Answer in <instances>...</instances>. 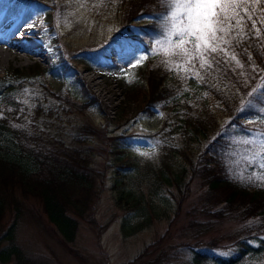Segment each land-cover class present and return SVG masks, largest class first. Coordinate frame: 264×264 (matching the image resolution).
I'll return each instance as SVG.
<instances>
[{"label": "rangeland", "instance_id": "1", "mask_svg": "<svg viewBox=\"0 0 264 264\" xmlns=\"http://www.w3.org/2000/svg\"><path fill=\"white\" fill-rule=\"evenodd\" d=\"M25 2H34L42 10L46 24L56 29L50 34L68 31L56 46L58 58L53 70L33 63L20 68L12 61L0 70V77L18 82L17 96L23 102L20 115L8 116L7 121L13 126L39 130L45 146L89 148L88 158L101 174L102 189L92 213L95 222L79 220L74 238L68 242L55 234L41 211L38 198L28 196L26 201L33 213L20 221L15 234V241L24 253L43 264H190L191 247L227 253L242 223L236 216L240 201L225 203L227 190L208 189L199 176L191 175L193 162L189 159L195 161L200 146L233 112L236 111L234 116L241 124L249 125L251 118L236 105L252 90L260 75L250 55L246 53L250 61L245 63L233 47L234 40L229 45H221L228 55L217 56L221 61L219 65L200 69L196 62L195 70L204 78L200 81L184 71L188 65L178 58L171 59L180 67L170 69L168 56L153 54L156 41L162 38L161 25L167 12L158 21L157 29L144 31L141 24L147 16L128 18L127 0ZM59 2H63L64 7L58 6ZM88 3L95 6L94 12L88 11ZM256 6L250 0L249 11L255 10L253 20L259 18L257 23L264 26L260 22L264 11L259 13ZM241 14L245 15L244 33L246 28L256 30L249 28L252 21L247 20L242 9ZM231 23L235 25V20ZM239 31L234 28L230 35L236 36ZM105 38L112 47L124 52V62L104 69L101 83L108 82L115 93L112 101L99 103L90 100V95L75 79H70L69 75L62 78L60 70L69 47H74L79 65L99 68V45ZM232 55L240 65L231 59ZM141 56L147 59L133 67ZM111 58L117 63V56ZM149 68L156 72L152 75L163 76V83L172 89L168 98L154 104L142 100ZM67 102L74 106L66 109ZM34 104L41 107L37 114L32 111ZM52 106L57 107L55 113L44 115ZM183 106L186 107L183 109ZM65 109L68 112L63 111ZM183 112L190 118L197 115L206 123V135L198 141L195 140L197 134L187 137L186 131L178 125ZM3 116L0 110V117ZM208 120L212 122L210 125H207ZM86 124L96 128L97 133L82 132L81 126ZM256 133L252 132L254 143L247 147L248 154L256 145ZM242 139L251 140L248 136ZM155 140L160 141L155 156L143 157L136 151H151L149 141ZM232 163L237 165L238 161ZM174 177L178 178L180 188L170 181ZM245 261V264H264V254Z\"/></svg>", "mask_w": 264, "mask_h": 264}, {"label": "trees", "instance_id": "2", "mask_svg": "<svg viewBox=\"0 0 264 264\" xmlns=\"http://www.w3.org/2000/svg\"><path fill=\"white\" fill-rule=\"evenodd\" d=\"M126 3L128 18L147 16L145 23L141 24L144 31L157 29L158 21L167 12L163 0H127ZM263 7L264 0H261L255 9L262 13ZM256 20L259 22V18ZM249 28L253 27L250 25ZM255 28L260 29L259 35L255 29L246 28L245 35L238 37L240 43L233 42L240 59L248 63V53L252 63L260 69L257 83L236 105L244 111L245 116L251 118L249 125L241 124L234 116L236 111L233 112L231 118L200 146L195 161L189 159L193 162L191 175L199 176L208 189H226L225 203L236 199L240 201L236 216L241 218L242 223L230 241L227 253L191 247L190 264H245V260L264 254V187L240 178L241 174L247 177L264 171L258 167L259 157L253 164L244 160L245 155L251 156L257 150L262 137L255 134L256 145L249 154L246 149L253 144H245L243 141L246 139H242L248 136L252 140V132H264V26L257 23ZM148 71L142 100L154 104L168 98L172 89L163 83V76L152 75L156 73L153 68ZM17 83L0 77V110L5 115L0 117V263L43 264L30 259L15 241L18 224L33 213L26 198H38L41 211L55 234L68 242L74 238L79 220L95 222L92 213L102 189V178L90 164L89 148L45 146L44 136L39 130L35 132L34 128L9 124L7 117L20 115L23 105L17 96ZM253 89L256 90L255 94H252ZM67 104L66 109L74 106L72 102ZM36 105L32 111L37 114L41 107ZM56 108L48 107L44 115H53ZM66 109L63 111L68 112ZM183 114L178 125L186 131L187 137L197 134L195 140L198 141L199 137L206 135L207 126L202 118L197 115L190 118L189 114ZM208 123L210 125L212 122L208 120ZM81 130L97 133L96 128L89 124L81 126ZM115 137L117 135H113ZM163 148L166 149L165 145ZM232 161H238V164L234 165ZM170 181L180 188L178 178Z\"/></svg>", "mask_w": 264, "mask_h": 264}, {"label": "snow or ice", "instance_id": "3", "mask_svg": "<svg viewBox=\"0 0 264 264\" xmlns=\"http://www.w3.org/2000/svg\"><path fill=\"white\" fill-rule=\"evenodd\" d=\"M249 2L250 0H163V3L167 5V14L163 17L161 25L162 38L156 41L153 54L163 53L168 56L167 66L170 69L180 67L171 59L172 57L178 58L188 65L184 68L185 72L191 73L193 77L203 81L204 78L200 71L195 70L196 62H199L200 69H211L213 64L219 65L221 61L217 59V56L220 53L228 55L227 49L221 45H229L233 40L239 44L240 39L237 37L245 35L242 26L245 15L241 14V9L246 14L247 20L252 21V27H256L257 21L253 20L255 10L249 11ZM251 2L259 4L261 0H251ZM233 20H235V25L231 23ZM260 22L264 23V15L260 17ZM234 28H239L240 31L236 36H231L230 33ZM256 33L259 35V28H256ZM145 59L147 56L137 58L132 66L142 64ZM231 59L240 65V61L236 59L235 55H232ZM255 92L256 90L253 89L252 94ZM160 115L163 116V113ZM256 135L262 137L260 144L251 156L245 155L244 160L248 164H253L259 157L258 167L264 170V132H258ZM243 142L245 144L254 143L253 140L247 139ZM149 143L152 145L151 151H140L139 149L136 151L143 157L155 156L156 147L160 141H149ZM240 178L255 183V186L264 187V171L253 173L247 177L241 174Z\"/></svg>", "mask_w": 264, "mask_h": 264}, {"label": "bare ground", "instance_id": "4", "mask_svg": "<svg viewBox=\"0 0 264 264\" xmlns=\"http://www.w3.org/2000/svg\"><path fill=\"white\" fill-rule=\"evenodd\" d=\"M63 4V2H59L58 6L64 7ZM94 7L91 3H88L87 8L90 13L95 11L96 8ZM41 11L34 2L0 0V70L4 69L11 61L13 65L20 68L27 66L29 63L36 64L47 70L55 68L58 58L56 46L60 45V38L62 39V35L66 34L68 30L50 34V31L56 29H53V25L46 24L45 15ZM108 42L106 38L100 42L99 46L101 49L99 54L101 60L98 62L99 68L79 65V56L74 53V47H67L68 49H65L67 57H64L61 62L60 73L62 78L69 75L70 79H75L83 87L84 91L90 95V100H96L99 103L111 100L115 93L114 87L108 82L103 81L104 83H101L104 69L116 67L124 62V52L119 48L112 47ZM68 44L65 41V46H68ZM52 50H54V53H52ZM112 56H117L118 59L115 58L117 59V63L113 61ZM94 93L98 94V97ZM52 94L51 96L59 97Z\"/></svg>", "mask_w": 264, "mask_h": 264}]
</instances>
